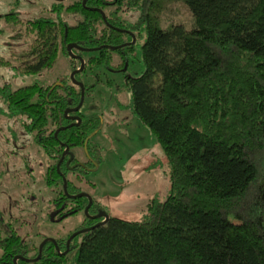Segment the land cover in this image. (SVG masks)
<instances>
[{"label":"trees","instance_id":"1","mask_svg":"<svg viewBox=\"0 0 264 264\" xmlns=\"http://www.w3.org/2000/svg\"><path fill=\"white\" fill-rule=\"evenodd\" d=\"M167 2L188 8L190 28L162 26ZM65 10L80 21L23 23L15 14L5 16L8 23L24 25V36L32 38L27 52L17 57L22 65L12 72L20 79L37 75L51 69L60 53L73 72L80 62L68 56L66 46L90 50H73L84 62L74 80L83 84L85 99L99 82L83 83L87 70L91 76L100 68L121 71L125 62L134 63L139 49L144 71L127 76L125 85L132 114L164 152L170 193L163 202L148 203L140 222L108 218L75 237L65 255L47 243L38 261L17 264H264V0H87L85 6L78 0ZM126 12L137 18L126 21ZM132 37L133 45L108 48L131 43ZM121 51L125 57L116 64L114 56ZM0 99L6 114L34 135L51 162L45 182L57 189L56 216L62 220L82 213L88 200L64 195L56 165L66 147L85 150L87 162L74 158L72 168L64 162L59 166L67 193H81L79 185L102 161L91 142L101 129V116L84 115L83 106L65 116L80 101V88L69 78L49 86H4ZM69 117H79L80 123ZM73 123L78 125L67 128ZM98 213L92 200L88 214ZM103 220L86 218L77 230ZM69 236L55 240L60 254ZM17 256L34 259L38 247L21 241L0 212V264H13Z\"/></svg>","mask_w":264,"mask_h":264},{"label":"rangeland","instance_id":"2","mask_svg":"<svg viewBox=\"0 0 264 264\" xmlns=\"http://www.w3.org/2000/svg\"><path fill=\"white\" fill-rule=\"evenodd\" d=\"M76 1L0 0V88L8 86L14 90L32 83L49 86L70 79L71 63L62 53L51 69L24 79L15 76L12 71L22 65L17 57L27 52L32 38L24 36V25L8 23L5 16L15 14L23 23L38 18H61L68 25H75L80 16L65 9ZM54 7L56 11L51 12ZM136 18L137 14L129 13L125 20L133 22ZM191 19L188 8L181 2L164 3L163 27L180 23L190 28ZM143 42L144 37L139 45ZM87 56L85 53V59ZM143 71L137 49L126 74L103 72L100 68L92 76L89 70L81 76L85 84L99 81L85 96L81 111L102 118L101 129L91 139L99 147L102 161L90 169L85 183L79 187L81 193L94 201L102 218L140 222L147 214L148 203L163 202L170 193V169L164 152L151 131L132 114L130 93L125 85L127 76L135 78ZM19 124L6 114L0 99V212L5 224L15 230L21 241L39 247L45 239L56 240L75 233L87 216L84 212L62 220L56 216L53 201L57 189L45 182L51 162L34 135L27 134ZM70 154L78 164L89 160L83 148H75Z\"/></svg>","mask_w":264,"mask_h":264},{"label":"water","instance_id":"3","mask_svg":"<svg viewBox=\"0 0 264 264\" xmlns=\"http://www.w3.org/2000/svg\"><path fill=\"white\" fill-rule=\"evenodd\" d=\"M86 1H87V0H82V6H85ZM91 10L94 11L93 9H91ZM102 16H103V19H105L104 15H102ZM117 30H118V29H117ZM118 31L121 32L122 30H118ZM122 32H124V31H122ZM132 38H133V40H132V43H131V44H134V43H135V38H134V37H132ZM105 47H107V46H104V48H105ZM108 48L111 49V50H115V49L120 48V47H108ZM98 49H99V48H98ZM73 50L90 51V50H85V49L77 48V47H76L75 45H73V44H68V45L66 46V52H67L68 56H69L70 58L77 59V60L80 62V68H78L77 70L73 71V72L71 73V76H70V79L72 80L73 84L76 85V86H78V87L80 88V101H79L78 105H77L75 108L70 109V110H67V111L65 112V116H67L68 113H73V112H78V111H80V109H81V107H82V105H83V101H84V86H83L82 83H79V82H77V81L74 80V75H75L76 73H78V72H81V71L84 69V62H83V59H82L81 57H78V56H76L75 54H73ZM69 118H70L71 120H75V121H78V123H80V118H79V117H69ZM78 123H76V124H75V123L70 124V125L67 126V128H69V127H71V126H77ZM64 129H65V128H62V130H64ZM59 131H60V129L57 130V131L54 133V137L57 136V134H58ZM66 154H69V159H68L67 163H70V162L73 160L74 157L72 156V154H70L69 149L66 147L65 150H64V152H63L62 155H61V158H60L59 162H58L57 165H56V170H57V172L61 175V178H62V181H63V193H64V195H65L67 198L72 199V200L80 199V198H86V199L88 200V204H87V206H86V208L84 209L83 212H84V214L87 216V218H88V219H92V220H96V219L102 218L103 215L101 216V215L98 214V215L90 216V215L88 214V210H89V208H90L91 205H92V200H91L90 196H88L87 194H84V193H79V194H76V195H70V194L67 193V190H66V187H67L66 179H65V177L62 175V173H60V171H59L60 163L62 162V160H63V158L65 157ZM104 217H105V216H104ZM107 219H108V218H104V220H103L102 222H99V223H97L96 225H94V226H92V227H89V228H86V229H82V230L76 231L75 233L71 234V235L68 237V239L66 240V250H65L62 254H60V252H59V249H58V247H57L56 241L53 240V239H49V238H48V239H45V240L41 243V245L38 247V256H37L36 258H34V259H24V258H22V257H18V256H17V257H14V258H13V264H17V261H18V260H22V261H25V262H36V261H38V260L40 259V256H41L42 249H43V247H44L47 243H52V244L55 246L58 255H65V254L68 252L70 242H71L75 237H77V236L80 235V234L86 233L87 231H90V230L94 229V228L97 227V226L103 225V224L106 222Z\"/></svg>","mask_w":264,"mask_h":264},{"label":"flooded vegetation","instance_id":"4","mask_svg":"<svg viewBox=\"0 0 264 264\" xmlns=\"http://www.w3.org/2000/svg\"><path fill=\"white\" fill-rule=\"evenodd\" d=\"M125 32V31H124ZM132 40H133V38H132ZM132 43V42H131ZM129 41H126V42H124V44H121L119 47L121 48V47H128V45H130L131 44ZM131 45H133V44H131ZM123 57H125L124 56V51H121L118 55H116V56H114V63H116V64H119L120 62H122V58ZM126 60V59H125ZM125 62V61H124ZM126 64V68L124 67L121 71H118V72H122V73H124L125 71H127L128 70V64H127V62H125ZM113 72H117V71H114L113 70ZM71 153V152H70ZM62 155V154H61ZM61 158V157H60ZM68 159H69V154H66L65 155V157L63 158V160H62V162H64L63 164L66 166V167H69V168H72L73 167V163H74V161H75V159L73 158V160L70 162V163H67V161H68ZM60 160V159H59ZM59 162V161H58ZM61 162V163H62ZM60 163V164H61ZM89 211V210H88ZM95 215H97V214H95ZM94 216V215H93ZM100 219V218H99ZM76 231H79V230H76ZM75 231V232H76ZM71 235V234H70Z\"/></svg>","mask_w":264,"mask_h":264}]
</instances>
